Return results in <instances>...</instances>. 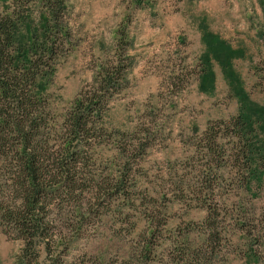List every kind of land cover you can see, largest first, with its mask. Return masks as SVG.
Instances as JSON below:
<instances>
[{"label":"rangeland","instance_id":"374dc122","mask_svg":"<svg viewBox=\"0 0 264 264\" xmlns=\"http://www.w3.org/2000/svg\"><path fill=\"white\" fill-rule=\"evenodd\" d=\"M4 12L23 43L44 22L67 32L53 70L39 78L50 148L54 120L112 56L119 34L128 41L125 88L102 115L107 134L94 132L83 147V190L49 197L47 232L60 235L51 254L76 264H264V0H63L55 21L41 0H0ZM236 114L249 129V183L241 141L227 134L224 160L197 139L207 123ZM12 156L0 144V185ZM36 243L37 263L46 264ZM20 244L0 225V264H18Z\"/></svg>","mask_w":264,"mask_h":264},{"label":"trees","instance_id":"16d2710c","mask_svg":"<svg viewBox=\"0 0 264 264\" xmlns=\"http://www.w3.org/2000/svg\"><path fill=\"white\" fill-rule=\"evenodd\" d=\"M41 2L55 21L63 0ZM14 26L12 13H0V144H9L13 150V156L7 161L9 178L0 185V225L7 237L21 241L15 255L18 264H38L36 239L43 241L46 264H76L51 254L53 236L60 235L47 232L53 220L49 197H71L74 188L83 190L85 179L77 174L85 164L83 147L90 143L94 132L107 134L102 115L112 97L125 88L123 74L129 57L121 44L128 41L123 40V33L119 34L112 56L98 66L93 80L79 89L61 118L54 120L49 132L58 135V139L52 141L50 148L41 132L46 123L39 105L42 97L38 91L41 90L39 78H45L53 70L51 60L56 55L57 40L67 32L57 28L51 31L47 29L48 22H44L40 31L23 43L15 38ZM229 125L232 134L228 133ZM248 132L247 121L242 114H236L228 120H219L215 126L207 123L197 139L203 141L202 150L216 153L224 160L230 156L222 143L227 134L237 143L241 141L246 165L242 179L249 183L253 164L249 158ZM50 158L54 161L52 167ZM91 182V187L100 188L99 180L92 178ZM199 252L196 248L192 257ZM188 262L184 259L183 264Z\"/></svg>","mask_w":264,"mask_h":264}]
</instances>
